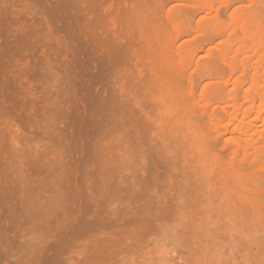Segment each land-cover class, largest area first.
I'll use <instances>...</instances> for the list:
<instances>
[{"label":"rangeland","instance_id":"obj_1","mask_svg":"<svg viewBox=\"0 0 264 264\" xmlns=\"http://www.w3.org/2000/svg\"><path fill=\"white\" fill-rule=\"evenodd\" d=\"M210 3L213 5L212 9L208 8V4L210 5ZM1 6L4 7L2 8ZM0 8L3 9V12H1L0 9V49H3L2 51L0 50V186L3 185L0 187V260H3V264H37L41 261V259L43 262L41 261L40 263L42 264H51L52 262L53 264H58V260L62 261L63 258V261L59 262L60 264H63L64 262L65 264H106V262L107 264H264V201H262V198H264V196L262 197V195H264V182L262 181L256 191L247 193L242 192L241 190L238 191V189L234 187L233 189L232 186H235V184L231 181V178L233 179V177H236L237 175L245 174L249 177L251 175L252 177L258 173H261V175L264 174V139L261 134L259 135V133H261V129H264V121L262 122V118H264V111H262V114L259 117L260 120L257 118V110L264 106V0H0ZM233 15L235 17H233ZM217 27L221 30V35H218L216 32L214 33V29ZM11 28L14 29L15 32ZM23 29H25V33L23 32ZM17 30H19V32ZM31 31L35 32L33 33ZM112 31H115V37ZM123 32H126L124 33L125 36L123 35ZM20 34H23L22 36L25 40ZM25 35L27 37L30 35V38L28 37L27 39ZM16 36L18 38H16ZM19 39L20 41H18ZM125 42L127 44L129 43L128 46ZM116 47L118 51L116 50ZM123 47L126 49L124 52ZM177 48L180 50L179 52L177 51ZM133 49L136 50V53ZM121 50L122 53L120 52ZM130 50L133 51L131 52ZM110 53L112 55H110ZM123 60L128 61L130 64L128 62H123ZM111 61H114L112 62L114 65H112ZM120 63L124 65L121 64V66ZM188 63H190V66L186 67L188 66ZM123 69L127 71L125 72ZM129 71H132L133 73ZM105 72L109 74H106ZM179 72L184 77L181 79L184 80L177 79V77H175L179 74ZM244 72L248 75L249 80V75L255 73L258 74V82H260L256 86H254V84H256L254 83L253 87H251L252 83L248 81L244 84L243 88L240 84H238L239 88L237 89L238 94L241 95L244 94L247 89L251 88L250 93L255 102L257 101L256 103H253L256 107L254 108L251 104L253 101L241 98V101L244 100L243 106L246 105L248 109L253 107L251 108V110H253L250 113V110L248 112L246 107H242L238 113L240 118L242 117L246 119L245 113H242V109L246 108L245 110L249 114L250 118L248 115L247 117L251 119L250 125L252 127H256V132H252L254 131V128H250L249 124H247L249 126L245 124L249 129L247 132L250 133L251 131V133L254 134H250L254 138H256V136L258 138H250L251 136L249 137V135L248 137L249 139H252V141L253 139L255 141L257 140L262 147L261 150L258 148H256V150L254 149L255 147L252 148L250 143L253 142L250 141L247 145H249L248 147L252 150V152L247 157L242 153L244 147L242 148V144L238 143L241 141L244 146L247 147L245 144L247 142V138L244 137H247V135H244L247 133L245 131L247 128L245 127V129H243L246 133H243L242 131V134L238 132L240 130L235 129V125H230L231 130L226 131L228 133L223 132L224 130L213 131L211 129L212 124L207 118L208 115L206 114L205 116L204 113V105L206 101L212 98L214 99L213 92L215 90V86L220 84L224 90L223 96H226L227 98V93L233 91L236 89L235 87H237L234 80L237 77L242 78ZM232 73L233 76L227 86H225L223 82H220L222 80L220 78L221 76L228 77ZM128 74H131L132 76H130L133 78H131ZM110 75L112 76L110 77ZM185 75H193L196 81L193 88L194 96L198 99L196 102L189 101L191 98L190 88H192V85H190L189 88V79L187 76L185 77ZM127 76L129 77L127 78ZM134 76H136V78ZM148 76L149 81L147 82L146 79ZM22 78L25 84L22 82ZM155 78L161 79L159 81V79L156 80ZM174 78L177 80V82L175 81V83L178 84L177 86L187 84L185 86L186 88H182L181 93L180 90H173L168 94L165 90L176 87V85H174ZM218 78H220V80ZM5 79L6 81H4ZM140 79L141 82H137L140 81ZM150 79L152 81L155 80V84L153 83L154 85L150 84L152 83ZM130 80L131 82H129ZM217 81L219 82L215 83ZM102 82L103 84H101ZM126 82H128L129 86ZM110 85H112L111 88ZM142 85L145 87H142ZM113 86L120 88L116 89L114 87L113 90ZM130 86L131 88L129 89ZM119 89L121 90L119 91ZM158 90H160V92ZM161 90L164 93H161ZM127 91L131 93L127 94ZM124 92L126 94H124ZM152 92L154 94H152ZM157 92H159L160 96ZM2 93L3 96H1ZM156 94H158V96ZM161 94H164L163 98H161ZM116 95L117 98L119 96L118 99L116 98ZM169 95L170 98H168ZM123 96L126 98H123ZM127 96L131 98H133L132 96H137V98H133L135 100L134 102L133 99H129ZM143 96H145V99ZM98 97L99 99H102L99 100ZM171 97L175 98L173 99ZM108 98L112 99V101L110 99L108 100ZM114 98H116V104ZM226 98L225 100L230 102V100ZM260 98H262V100ZM127 99H129V101H127ZM147 100L150 103L149 106ZM103 102L105 103L103 104ZM127 102L132 105L130 106ZM139 104H141V106ZM123 105L124 107H122ZM135 105L136 107H134ZM164 105L166 107H164ZM218 105L220 106L219 102H214L210 104L208 108L210 110L215 108L217 111H220L221 107ZM228 105L232 111L233 106L231 104ZM110 107L114 109L112 110ZM132 107H134V109ZM130 108H132L131 111ZM135 108H138L137 111L140 110L138 112L139 114ZM100 110H102L101 113L107 110L103 114L107 117L100 114L98 112ZM120 110L122 112H120ZM92 111H94V113H90ZM129 112H131L132 115ZM127 113L128 116L126 115ZM133 113L135 114L133 115ZM173 113L174 116H172ZM28 114H30V117H28ZM170 114L171 116H169ZM92 116L98 118V122L94 117L92 118ZM133 116L136 118L138 117V120H135L136 118H133ZM114 117L117 119H113ZM181 118H191L193 124L189 120L186 121V124L185 121L184 123H182V121H178V119ZM27 119H30L31 122ZM99 119L103 121L101 122ZM105 119H107V121ZM110 119L113 122L116 120L114 122L115 124H113ZM174 119L177 121H174ZM224 119L226 120V118ZM147 120H149L150 123ZM145 121H147L148 126ZM188 121L191 126L190 124L188 125ZM94 122L97 124L95 125ZM90 123L93 127L90 126ZM108 123H112L110 124V127ZM155 123H158V127ZM176 123L177 126L180 125L178 127L180 131L176 128ZM130 124L133 125L130 127ZM183 124L184 126L186 125L184 129H182L184 127ZM126 125L129 128H126ZM123 126H125V128ZM152 126L154 127L153 131H151ZM164 126H168L169 128ZM257 126L261 129H258ZM90 128H94L95 130H90ZM146 128L147 130H145ZM100 130H103L104 132H101ZM149 130L152 133H150ZM233 130H237V132ZM90 131L92 132L90 133ZM110 131L115 133L112 134ZM142 131H144V134L146 132V134L144 135ZM147 132L151 135V137ZM162 132H164L163 134L166 132L165 137H168L170 141L162 135ZM94 133L96 135H94ZM123 133H126L127 135ZM158 133L160 136L162 135V138L158 136ZM168 133L173 135L169 137L170 135ZM239 134H241V136ZM102 135H105V139L100 137ZM106 135L108 136L106 137ZM146 136H149L151 140L154 141L151 142V140H148L150 138H147ZM108 137L110 138L109 140ZM100 138L104 140L102 143ZM129 139L131 141H129ZM140 139L141 142L139 141ZM142 139L144 140L142 141ZM239 139L241 140L239 141ZM243 139L245 140V143ZM114 141L118 144L113 143ZM132 141L134 142L132 143ZM164 141L165 144L163 143ZM166 142L168 147H166ZM172 142H174V144ZM100 144L102 145L100 146ZM111 145H113V147ZM173 145L174 147H171ZM199 145L204 148H201ZM96 146L99 149H97ZM154 146L156 147V150ZM163 146H165L166 150ZM100 147L106 148L108 153L106 149H104L105 155L103 150V152L100 153ZM236 147L239 148L240 152L238 156L234 158L231 151L232 148ZM161 148L164 149L163 152L162 150H159ZM167 150L170 153H167ZM173 150L176 152H173ZM134 153L138 154H136L133 158V155L132 157L130 155ZM150 153H154L155 157ZM89 154H91V158H89ZM93 154L94 156H92ZM95 154H97V156ZM174 154L175 156H173ZM113 155H115V157ZM123 155L126 157V160L132 163V165L128 161L127 164ZM106 156H109L111 159L109 158L110 160H108V157ZM127 156H130L132 159L127 158ZM113 157L114 159L112 160ZM135 157L137 159H135ZM162 157L165 160L168 157L170 159L168 158L165 163V160H163ZM174 157L175 160L173 162L172 160ZM258 157V162L254 161L255 158ZM102 158L106 159L105 161L108 160L105 162L106 165L104 164ZM150 158L151 160L153 159L151 161L152 164L148 162L150 161ZM95 159L99 161L100 165L99 163L97 164L98 161ZM116 159L117 161L115 162L114 160ZM142 159H144L145 164ZM123 160L124 162L122 163ZM231 160L233 161L234 167L232 166L233 168L228 169V161L230 162ZM93 162H96V166ZM153 162L157 163H154V165ZM169 162H172L173 165ZM90 163L92 164V167ZM101 163L104 164V167H102ZM165 164H171L177 169L175 167H172L171 169L170 165L165 166ZM193 164L195 165L193 166ZM252 164H256L255 167ZM97 165L99 166V169L95 168L98 167ZM177 166L181 167L178 168ZM166 167L173 172H170ZM123 169L124 172L126 171L125 173L123 172ZM102 170H105L106 172L103 171L104 173H102ZM166 170L167 173H164ZM227 170L231 172L226 173ZM134 171L138 174L133 173ZM148 171H150L151 174ZM157 172H160L159 174L161 176L157 174ZM195 172L196 174H194ZM223 172H225V174ZM105 173L107 175H105ZM128 173H131L129 177H127ZM153 173L154 175L152 176ZM133 174L134 176L136 175L135 178H133ZM123 175H125V177H123ZM156 175H159L160 177L157 176L159 177L157 178ZM173 175H176V177H173ZM101 176L104 177V180ZM108 177H112L109 180L113 181H110L109 183V180L107 179ZM130 177L131 180L128 181V178ZM154 177L158 180V185L157 180ZM187 178H191L192 181L190 179V182H188L189 180ZM96 179L100 183H98ZM139 179H142L144 184L142 183V180L140 181ZM162 180L165 184L161 183L163 182ZM223 180L225 181L223 182ZM229 180L233 183V185L230 184ZM103 181L107 186L102 183ZM150 181L152 182L151 184ZM66 182L67 188L63 186ZM124 182L130 185L128 186ZM134 182L137 183V185H135ZM139 182H141V185H138L140 184ZM184 182L189 184L185 183V185ZM237 182L240 183L239 181ZM97 184H99V186ZM61 185L66 188V192L65 188H61ZM144 185L145 188H143ZM107 187L110 188L107 190ZM127 187L131 188L127 189ZM73 188H76L77 190ZM68 189L69 193H67ZM82 189L86 191V194H84L85 192ZM94 189L98 190L96 191L97 193ZM139 189H143L144 193H148V196L139 193ZM129 190L133 192L131 193ZM74 191L75 193H71ZM76 191L78 195L76 194ZM246 194L250 195L247 196ZM66 195H68V197H66ZM70 195L74 196L71 197ZM75 196L79 197L75 198ZM106 196L109 197V200H111H105L108 199ZM169 196L173 199L169 198ZM54 197H56V199ZM150 197H152L151 199L153 201ZM234 197L235 200H233ZM115 198L116 200H114ZM74 199L79 200L75 201ZM97 199L100 201L104 200L102 201L103 203L105 202L104 205L100 201L98 202ZM185 199H187V201H185ZM92 200H94V202H92ZM107 201H109L110 204L114 203L111 206ZM171 201L174 203L173 205H171ZM189 201L190 204H187L186 202ZM56 202L59 204L58 206H56ZM68 202L76 207V209L71 204H68ZM83 202L84 204L82 205ZM184 203H186L187 206ZM51 204H53V206ZM84 205L87 210L89 209V211L83 208L85 207ZM108 205L109 207H112V209L109 208ZM164 205H168L167 208L166 206L164 207ZM169 205L171 207L174 206L175 210L174 207H172V209ZM66 206L67 209H65ZM103 206L108 209V212L106 211V208H103ZM127 206L128 208H126ZM134 206L137 208L134 209ZM49 207L50 211H48ZM59 207L63 210L62 212L59 211ZM138 207L143 210H138ZM160 207L161 209H159ZM169 207L174 212H171ZM187 207L190 208L188 209ZM53 208L55 209L53 210ZM82 208L85 209L84 211L86 213ZM122 209H124L125 213ZM145 209H148L147 212L149 210H156L152 211L154 215H152L153 213L151 214L150 211L148 212L150 213V218L148 217L149 215ZM248 209H252V211H248ZM76 210L79 211L78 214L77 212L75 213ZM100 210L103 211L101 212L102 215L100 214ZM114 210H116V212L118 211L117 214H114V216L120 215V218L117 217V219H115L116 216L114 217L112 213ZM158 210H162L163 214L162 211ZM164 210H169L170 213L169 211ZM71 212H73L74 215L71 214ZM81 212H84V214L88 213V215H82ZM116 212L114 211V213ZM135 212L137 214H142L140 215L141 218L138 217L139 215L137 214H135L137 219L134 215L132 216ZM53 213L56 214L53 215ZM128 213H130L129 216H127ZM155 213H157V215ZM164 213L167 214L165 215ZM67 216H69V218ZM70 216L75 218L74 222L73 218ZM82 216L83 220L81 218L79 219L83 222H80L78 217ZM130 216L132 217L131 219L129 218ZM111 217L113 218V221L111 219L109 220ZM94 218L101 220L99 222L104 220L102 223H104L106 227H111L110 230L109 228H105L102 223L100 225L103 227L100 226L98 222L93 220ZM52 219H54L53 221L55 222H53ZM141 219L146 221L144 222ZM38 221H40L41 224ZM57 221L58 223L56 224ZM108 221L111 223H108ZM141 221L146 227L143 226ZM76 222L77 225L75 224ZM43 223H45L48 228L43 225ZM47 223L49 224L47 225ZM135 224L137 226H135ZM55 225L58 228L54 227ZM75 227L77 230H75ZM124 227H126L127 230H130L127 231L129 233L124 232L126 231ZM258 227L262 229H259L260 231H258ZM115 228L118 229L119 232ZM121 229H123V231H121ZM65 230L67 232H65ZM69 230L71 233L68 235V232H70ZM113 230H116L118 233ZM51 231H53L54 234H52ZM140 231H143V237V234ZM91 232H95V234ZM99 232L100 234H98ZM122 232L132 236L130 235L131 232V234L134 235L130 237V239H133L134 237V239L141 238V240L137 239L139 241L132 242L134 239L131 241L128 240L129 236L125 234L123 235ZM134 232L137 233L136 236ZM60 233H62L63 236H61L62 234ZM5 236L7 240L5 239ZM9 236L11 240L9 239ZM107 237L110 238L108 239ZM61 238L63 240H61ZM106 238L108 241H106ZM246 238L249 240H246ZM99 239L101 242L103 239L104 243H101ZM2 240L7 242L4 243ZM51 240L53 243H51ZM114 240H119L118 245H115ZM99 243L104 245H99ZM110 243L111 245L109 246L108 244ZM64 245L67 247L65 248ZM91 245L94 248L93 251H91ZM107 245L109 247H107ZM257 246L258 248L256 249ZM48 248H51L50 252L48 251ZM96 248H100L101 250L103 249L102 252L106 255L99 253L101 251L100 249L99 252H96ZM52 249H55V252L57 253H55ZM64 249H66V253L64 252ZM106 249L108 253H106ZM126 250H133V252L130 253ZM261 250L263 253H261ZM61 252L65 254L63 255ZM52 253L54 256L51 255ZM76 253L78 255H76ZM80 253H84V255L82 254L81 256ZM92 253L95 255L98 253L99 257L94 255L97 260L93 258ZM41 254H43L44 257H41L43 256ZM90 254H92V257H90L89 260L88 257ZM261 254L262 256H260ZM56 255L58 257H56ZM79 255L81 257H79ZM122 255L124 259L122 258ZM107 257L111 258L108 259ZM103 258L104 260H102ZM106 258L108 260H106ZM92 259H94V262L91 261ZM86 260L89 261V263H87ZM98 260L101 263L98 262ZM90 261L92 263H90Z\"/></svg>","mask_w":264,"mask_h":264},{"label":"bare ground","instance_id":"obj_2","mask_svg":"<svg viewBox=\"0 0 264 264\" xmlns=\"http://www.w3.org/2000/svg\"><path fill=\"white\" fill-rule=\"evenodd\" d=\"M2 1H3V0H2ZM4 1H5V0H4ZM12 1H13V0H12ZM2 3H7V2H2ZM6 5H7V4H6ZM208 6H209V7H208ZM208 6H207V7H208L209 9H212V8H213V5H212L211 3H210V5L208 4ZM1 7H2V6H1ZM3 7H4V6H3ZM3 7H2V8H3ZM6 7H7V6H6ZM6 7H5V8H6ZM8 8H10V7H8ZM14 8H15V7H14ZM0 9H1V8H0ZM214 9H215V8H214ZM2 10H3V9H1V12H3ZM4 10H5V9H4ZM207 10H208V9H207ZM5 12H6V11H5ZM8 12H9V11H8ZM6 13H7V12H6ZM12 13H13V12H12ZM210 13H211V12H210ZM0 15H1V14H0ZM7 16H8V15H7ZM12 16H13V15H12ZM1 17H3V16H1ZM233 17H235V16L233 15ZM9 19H10V18H9ZM6 22H7V21H6ZM12 22H13V21H12ZM42 22H43V21H42ZM10 24H12V23H10ZM13 25H14V24H13ZM25 25H26V24H25ZM110 25H112V24H110ZM0 26H1V25H0ZM6 26H7V25H6ZM30 26H31V25H30ZM46 27H47V26H46ZM6 28H8V27H6ZM6 28H4V29H6ZM12 28H13V27H12ZM12 28H11V29H12ZM15 28H16V27H15ZM224 28H225V27H224ZM0 29H1V28H0ZM6 30H8V29H6ZM12 30L15 32L14 29H12ZM20 30H22V29H20ZM24 30H25V29H23V32H24ZM27 30H28V29H27ZM222 30H223V28H222ZM10 31H11V30H10ZM17 31L19 32V30H17ZM220 31H221V30L219 29V27H217V28L214 29V33L216 32L218 35H219V34L221 35ZM224 31H225V30H224ZM0 32H1V31H0ZM31 32H33V31H31ZM34 32H35V31H34ZM34 32H33V33H34ZM44 32H45V31H44ZM114 32H115V31H114ZM114 32L112 31L113 35H114ZM128 32H129V31H128ZM24 33H25V32H24ZM124 33H126V32H123V35L125 36ZM225 33H226V32H225ZM2 34H3V32H2ZM2 34H1V35H2ZM11 34H12V33H11ZM14 34H16V33H14ZM26 34H27V33H26ZM28 34H29V33H28ZM9 35H10V34H9ZM17 35H18V34H17ZM20 35L22 36L23 34H20ZM126 35H127V34H126ZM10 36H11V35H10ZM14 36H15V35H14ZM25 36H26V35H25ZM29 36H30V35H29ZM29 36H28V37H29ZM2 37H3V36H2ZM12 37H13V36H12ZM22 37H23V36H22ZM22 37H21V38H22ZM26 37H27V36H26ZM28 37H27V39H28ZM114 37H115V35H114ZM114 37H113V38H114ZM16 38H18V37L16 36ZM19 38H20V36H19ZM29 38H30V37H29ZM23 39H24V37H23ZM27 39H26V40H27ZM111 39H112V37H111ZM11 40H12V39H11ZM16 40H17V39H16ZM24 40H25V39H24ZM4 41H5V40H4ZM18 41H20V39H19ZM112 41H113V40H112ZM116 41H117V40H116ZM15 42H16V41H15ZM30 42H32V41H30ZM39 42H40V41H39ZM120 42L123 43L122 41H120ZM7 43H8V42H7ZM26 43H27V42H26ZM42 43H44V42H42ZM42 43H41V44H42ZM114 43H115V42H114ZM125 43H126V42H125ZM14 44H15V43H14ZM14 44H13V45H14ZM23 44H24V42H23ZM98 44H99V43H98ZM119 44H120V43H119ZM126 44H127V43H126ZM128 44H129V43H128ZM128 44H127V46H128ZM2 45H3V43H2ZM5 45H6V43H5ZM9 45H10V44H9ZM9 45H8V46H9ZM99 45H100V44H99ZM115 45H116V44H115ZM117 45H118V44H117ZM121 45H122V44H121ZM16 46H17V45H16ZM18 46H20V45H18ZM41 46H42V45H41ZM125 46H126V45H125ZM9 47H10V46H9ZM120 47H121V46H120ZM131 47H133V46H131ZM16 48H17V47H16ZM99 48H100V47H99ZM101 48H102V47H101ZM111 48H113V47H111ZM111 48H110V49H111ZM125 48H127V47H125ZM8 49H9V48H8ZM20 49H21V48H20ZM32 49H33V48H32ZM177 49H178V48H177ZM0 50H1V49H0ZM2 50H3V49H2ZM2 50H1V51H2ZM9 50H10V49H9ZM13 50H14V49H13ZM28 50H29V49H28ZM30 50H31V49H30ZM108 50H109V49H108ZM116 50L118 51L117 47H116ZM124 50H126V49H124V47H123V52H124ZM133 50H134V49H133ZM133 50H132V51H133ZM5 51H6V50H5ZM17 51H18V50H17ZM110 51H111V50H110ZM127 51H129V50H127ZM127 51H126V54H127ZM130 51H131V50H130ZM132 51H131V52H132ZM134 51H135V53H136V50H134ZM177 51L179 52L180 50L178 49ZM12 52H13V51H12ZM15 52H16V49H15ZM23 52H24V51H23ZM111 52H112V51H111ZM120 52L122 53V50H121ZM178 52H177V53H178ZM1 53H2V52H1ZM7 53H8V52H7ZM31 53H32V52H31ZM116 53H117V52H116ZM129 54H130V53H129ZM174 54H175V53H174ZM3 55H4V54H3ZM8 55H9V54H8ZM30 55H31V54H30ZM108 55H109V54H108ZM110 55H112V54L110 53ZM113 55H114V54H113ZM115 55H116V54H115ZM118 55H120V54H118ZM9 56H10V55H9ZM13 56H14V55H13ZM23 56H24V54H23ZM102 56H103V55H102ZM106 56H107V55H106ZM132 56H133V55H132ZM11 57H12V56H11ZM16 57H17V56H16ZM107 58H109V57H107ZM121 58H122V57H121ZM32 59H33V58H32ZM129 59H130V58H129ZM129 59H128V61H129ZM3 60H4V59H3ZM7 60H8V59H7ZM97 60H98V59H97ZM1 61H2V60H1ZM114 61H115V60H114ZM114 61H111V63L114 62ZM120 61H121V60H120ZM128 61L123 60V62H126V63H127ZM172 61H173V59H172ZM7 62H8V61H7ZM118 62H119V60H118ZM121 62H122V61H121ZM169 62H170V61H169ZM128 63H129V62H128ZM5 64H6V63H5ZM10 64H11V63H10ZM121 64H122V63H120V65H121ZM129 64H130V63H129ZM129 64H127V65H129ZM169 64H170V63H169ZM173 64H174V62H173ZM19 65H20V64H19ZM108 65H109V64H108ZM110 65H111V64H110ZM112 65H114V64L112 63ZM122 65H124V64H122ZM122 65H121V66H122ZM131 65H132V64H131ZM131 65H130V66H131ZM5 66H6V65H5ZM117 66H118V65H117ZM121 66H120V67H121ZM143 66H144V65H143ZM189 66H190V63H188V66H186V67H189ZM115 67H116V66H115ZM131 67H133V66H131ZM131 67H130V68H131ZM103 68H104V67H103ZM105 68H106V67H105ZM122 68H123V67H122ZM126 68H127V67H126ZM126 68H124V69H126ZM6 69H7V68H6ZM21 69H22V68H21ZM124 69H123V70H124ZM119 70H120V68H119ZM119 70H118V71H119ZM105 71H106V69H105ZM116 71H117V70H116ZM120 71H121V70H120ZM124 71L126 72L127 70H124ZM124 71H123V72H124ZM132 71H133V69H132ZM132 71H129V72H132ZM125 72H124V73H125ZM105 73H106V72H105ZM112 73H113V72H112ZM119 73H121V72H119ZM124 73H123V74H124ZM132 73H133V72H132ZM132 73H131V74H132ZM173 73H174V72H173ZM4 74H5V73H4ZM106 74H109V73H106ZM113 74H114V73H113ZM126 74H127V73H126ZM131 74H130V75H131ZM1 75H3V74H1ZM124 75H125V74H124ZM128 75H129V74H128ZM130 75H129V76H130ZM134 75H135V74H134ZM136 75H137V74H136ZM20 76H21V75H20ZM104 76H105V75H104ZM106 76H107V75H106ZM111 76H112V75H110V77H111ZM129 76H127V78H128ZM131 76H132V75H131ZM131 76H130V77H131ZM138 76H139V75H138ZM143 76H144V75H143ZM149 76H150V75H149ZM149 76H148V78L146 77V78H147V79H146L147 82L149 81V80H148V79H149ZM157 76H158V75H157ZM170 76H171V75H170ZM186 76H187L188 79H189V83H190V84H189V88H190V85H192V88H190V97H191V98H190L189 101L196 102V101H198V99H196V96H194V90H193L196 81H195L193 75H189V76H188V75H185V77H186ZM232 76H233V73L230 74L228 77H226V76H225V77H224V76H221L220 78H221L222 80H221L220 82H223L224 85L227 86V85L230 83ZM11 77H12V76H11ZM134 77L136 78V76H134ZM160 77H162V76H160ZM175 77H177V79L184 78V77L181 75L180 72H179V74H177ZM244 77H245V78H244ZM249 77H250V80L248 79V75H247L245 72L243 73V77H242V78H244V79H242V78H240V77H237V78L234 80V83L236 84L237 87H235L236 89H234L233 91L227 93V98H226V96H223L224 90L222 89V87L220 86V84H217V85L215 86V88H214L215 90H214V92H213L214 99L212 98V99H210V100H207L206 103H205V105H204V113H205V116H206V114L208 115L207 118L209 119L208 121L212 124V128H211V129H212L213 131H218V130H219V131H222V130H224L223 132H226V131H228V130H231V129H230V128H231L230 125H235V126H234L235 129L240 130V131H238V132H240L241 134H242L243 129H245V127L247 128L245 131H246V132L249 131V129H248L247 126H249V125L251 124V119H249V118H250V117H249V114H248V113L246 112V110H245L246 108L248 109V107H246V105L243 106V101H244V100L242 99L243 101H241V98H244V99H247V100H251V101H253V102L250 101L252 105H253V103L255 102V100H254V98L252 97V95H251V93H250V89H251V88L247 89L246 92H245L244 94H241V95L238 94V92H237V89L239 88L238 84H240L241 87L243 88V87H244V84L247 83L248 81H250V82L252 83V86H251V87H253V84H254V83H256V84H254V86H256V85H258V84L260 83V82H258V80H259L258 74H256V73H255V74H251V75H249ZM13 78H14V77H13ZM15 78H16V77H15ZM17 78H18V77H17ZM19 78H21V77H19ZM103 78H105V77H103ZM125 78H126V77H125ZM131 78H133V77H131ZM131 78H129V79H131ZM137 78H138V77H137ZM140 78H141V77H140ZM142 78H143V77H142ZM220 78H218V79L220 80ZM101 79H102V77H101ZM155 79L158 80L159 78H155ZM160 79H161V78H160ZM160 79H159V81H160ZM7 80H8V79H7ZM127 80H128V79H127ZM134 80H135V79H134ZM138 80H139V79H138ZM150 80H151V79H150ZM153 80H154V79H153ZM181 80H184V79H181ZM186 80H187V78H186ZM4 81H6V79H5ZM108 81H111V80H108ZM112 81H113V80H112ZM143 81H144V80H143ZM143 81H142V82H143ZM175 81L177 82L176 78H174V85H176V87H174L173 89H172V88L167 89V90H165V92H167V93L169 94V92H172L173 90H176V91H179V90H180V93H181L182 88H186L185 86H186L187 84H184V85L181 84L182 86H177L178 84L175 83ZM22 82H23V78H22ZM100 82H101V81H100ZM129 82H131V80H130ZM134 82H135V81H134ZM137 82H141V79H140V81H137ZM151 82H152V83H150V84H152V85L155 84V80H154V81L151 80ZM156 82H158V81H156ZM218 82H219V81H217V82H215V83H218ZM23 83H24V82H23ZM106 83H107V82H106ZM109 83H110V82H109ZM126 83L128 84V82H126ZM132 83H133V80H132ZM153 83H154V84H153ZM215 83H214V84H215ZM24 84H25V83H24ZM101 84H103V82H102ZM110 84H111V83H110ZM112 84H114V83H112ZM130 84H131V83H130ZM138 84H140V83H138ZM143 84H144V83H143ZM150 84H149V85H150ZM135 85H136V83H135ZM146 85H147V84H146ZM209 85H210V84H209ZM212 85H213V84H212ZM0 86H1V85H0ZM111 86H112V85H110V88H111ZM116 86H117V85H116ZM128 86H129V84H128ZM131 86H132V85H131ZM131 86L129 87V89L131 88ZM143 86H144V85H142V87H143ZM114 87H115V86H113L112 89H113ZM144 87H145V86H144ZM146 87H148V86H146ZM149 87H150V86H149ZM115 88H116V87H115ZM117 88H120V87H117ZM117 88H116V89H117ZM138 88H139V87H138ZM140 88H141V87H140ZM160 88H163V87H160ZM2 89H3V87H2ZM126 89H127V88H126ZM165 89H166V88H165ZM0 90H1V89H0ZM113 90H114V89H113ZM120 90H121V89H119V91H120ZM163 90H164V89H163ZM143 91H144V89H143ZM148 91H149V90H148ZM158 91L160 92V90H158ZM4 92H5V90H4ZM4 92H3V93H4ZM127 92H128V91H127ZM159 92H157V93L159 94ZM162 92H163V91L161 90V93H162ZM174 92H175V91H174ZM3 93H2L1 96H3ZM130 93H131V92H128L127 94H130ZM138 93H140V92H138ZM141 93H142V92H141ZM163 93H164V92H163ZM4 94H6V93H4ZM115 94H116V93H115ZM118 94H119V93H118ZM124 94H126V93L124 92ZM152 94H154V93L152 92ZM158 94H156V95L158 96ZM175 94H176V92H175ZM109 95H111V94H109ZM109 95H108V96H109ZM121 95H122V94H121ZM131 95H132V94H131ZM131 95H129V96H131ZM133 95H134V94H133ZM161 95H162L161 98H163L164 94H161ZM173 95H174V94H173ZM211 95H212V94H211ZM129 96H127V97H129ZM159 96H160V94H159ZM174 96H175V95H174ZM5 97H6V96H5ZM111 97H113V96H111ZM132 97H133V98H135V97L137 98V96H132ZM148 97H149V96H148ZM148 97H147V98H148ZM150 97H151V95H150ZM175 97H176V96H175ZM175 97H171V98L174 99ZM203 97H204V96H203ZM100 98H101V97H100ZM106 98H107V97H106ZM116 98H117V95H116ZM116 98H114V101H115ZM118 98H119V96H118ZM118 98H117V99H118ZM123 98H126V97L123 96ZM130 98H131V97H129V99H130ZM133 98H131V99H133ZM143 98L145 99V96H143ZM147 98H146V99H147ZM153 98H154V97H153ZM168 98H170V95H169ZM225 98H226V99H229L231 103L228 102V101H226ZM96 99H97V98H96ZM98 99H99V97H98ZM101 99H102V98H101ZM101 99H99V100H101ZM109 99H110V98H108V100H109ZM129 99H127V101H129ZM164 99H165V98H164ZM260 99L262 100V98H260ZM105 100H107V99H105ZM110 100L112 101V99H110ZM124 100H125V99H124ZM133 100H134V99H133ZM138 100H139V99H138ZM148 100H150V99H148ZM148 100H147V101H148ZM0 101H1V100H0ZM139 101H140V100H139ZM141 101H142V99H141ZM153 101H154V99H153ZM132 102H133V101H132ZM134 102H135V100H134ZM160 102H161V101H160ZM214 102H219V103H220V106L218 105L219 107H221V110H220V111H219V110L217 111L215 108H213L212 110H210V109L208 108V106H210V104H212V103H214ZM256 102H257V101H256ZM256 102H255V103H256ZM99 103H100V102H99ZM101 103H102V102H101ZM104 103H105V102H103V104H104ZM109 103H110V102H109ZM109 103H108V104H109ZM127 103H128V102H127ZM148 103H149V101H148ZM158 103H159V101H158ZM162 103H163V102H162ZM1 104H2V103H1ZM92 104H93V103H92ZM97 104H98V103H97ZM106 104H107V103H106ZM112 104H113V103H112ZM115 104H116V101H115ZM115 104H114V105H115ZM128 104L130 105V103H128ZM142 104H143V103H142ZM146 104H147V103H146ZM228 104H231V105L233 106V110H232V111H231V109H230V107H229ZM261 104H262V101H261ZM94 105H95V103H94ZM100 105H101V104H100ZM124 105H125V104H124ZM124 105H123L122 107H124ZM131 105H132V104H131ZM131 105H130V106H131ZM139 105L141 106V104H139ZM149 105H150V103L148 104V106H149ZM151 105H152V104H151ZM161 105H162V104H161ZM254 105H255V104H254ZM254 105H253V106H254ZM107 106H108V105H107ZM125 106H126V105H125ZM130 106H128V107H130ZM142 106H144V105H142ZM250 106H251V105H250ZM250 106H249V107H250ZM0 107H1V106H0ZM90 107H91V106H90ZM96 107H97V106H96ZM112 107H113V106H112ZM114 107H115V106H114ZM134 107H136V105H135ZM134 107H132V108L134 109ZM138 107H139V106H138ZM164 107H166V106L164 105ZM242 107H243V108L246 107L245 109H242V110H243L242 113H245L246 116H245V115H244V116L246 117V119L249 117V118L247 119L248 121L250 120L249 122H248L246 119L242 118V117L240 118V115H238L239 110H241ZM263 107H264V106H263ZM263 107L260 108L261 110L259 109L260 111L257 110V113H258V117H257V118H258V120H260L259 117H260V115L262 114V111H264V110H263ZM2 108H3V107H2ZM2 108H1V109H2ZM98 108H99V107H98ZM104 108H105V107H104ZM107 108H108V107H107ZM110 108H111V107H110ZM132 108H130V111H131ZM139 108H140V107H139ZM142 108H143V107H142ZM251 108H253V107H251ZM251 108H249V109L247 110L248 112H249V110H250V113H251L252 110H253V109L251 110ZM254 108H256V107L254 106ZM3 109H5V108H3ZM96 109H97V108H96ZM111 109H112V108H111ZM113 109H114V108H113ZM113 109H112V110H113ZM115 109H116V108H115ZM120 109H121V107H120ZM128 109H129V108H128ZM135 109H136V108H135ZM137 109H138V108H137ZM137 109H136V111H137ZM8 110H10V109H8ZM92 110H93V109H92ZM116 110H117V109H116ZM122 110H123V109H122ZM126 110H127V109H126ZM101 111H102V110H100V111H98V112H99L100 114L103 115L104 112H106L107 110L104 111L103 113H101ZM108 111H109V109H108ZM114 111H115V110H114ZM127 111H129V110H127ZM139 111H140V110H139ZM139 111H137V113H138ZM164 111H166V110H164ZM168 111H169V110H168ZM170 111H171V110H170ZM255 111H256V110H255ZM19 112H20V111H19ZM95 112H96V111H95ZM98 112H97V113H98ZM120 112H122V111L120 110ZM125 112H126V111H125ZM90 113H94V111H92V112H90ZM129 113H131V112H129ZM149 113H150V112H149ZM152 113H154V112H152ZM155 113H156V112H155ZM166 113H167V112H166ZM170 113H171V112H170ZM6 114H7V113H6ZM17 114H18V113H17ZM105 114H107V113H105ZM119 114H120V113H119ZM134 114H135V113H133V115H134ZM138 114H139V113H138ZM143 114H144V113H143ZM171 114H172V113H171ZM171 114H170L169 116H171ZM240 114H241V113H240ZM7 115H8V114H7ZM19 115H21V114H19ZM108 115H109V114H108ZM126 115L128 116V113H127ZM126 115H125V116H126ZM131 115H132V113H131ZM149 115H150V114H149ZM247 115H248V117H247ZM8 116H9V115H8ZM95 116H96V114H95ZM103 116H104V115H103ZM103 116H102V117H103ZM105 116H106V115H105ZM105 116H104V117H105ZM113 116H114V114H113ZM113 116H112V117H113ZM143 116H144V115H143ZM156 116H157V115H156ZM172 116H174V113H173ZM242 116H243V114H242ZM28 117H30V114H28ZM93 117H94V116H92V118H93ZM97 117H98V116H97ZM106 117H107V116H106ZM110 117H111V116H110ZM119 117H120V116H119ZM150 117H151V115H150ZM153 117H155V116H153ZM261 117H262V116H261ZM94 118H95V117H94ZM133 118H136V117L133 116ZM137 118H138V117H137ZM137 118H136L135 120H138ZM224 118H226V120H225ZM95 119H96V121L98 120V118H95ZM108 119H109V117H108ZM111 119H112V118H111ZM111 119H110V121H111ZM113 119H117V118L114 117ZM120 119H121V117H120ZM144 119H145V118H144ZM147 119H148V118H147ZM149 119H150V118H149ZM172 119H173V118H172ZM262 119H263V120H262ZM262 119H261V120H262V122H263V121H264V118H262ZM27 120L30 121V119H27ZM103 120H104V118H103ZM103 120H102V121H103ZM105 120L107 121V119H105ZM135 120H134V121H135ZM141 120H142V119H141ZM187 120L191 121L192 119H191V118H181V119H178V121H182V123H184V121H185V124H186V121H187ZM96 121H95V122H96ZM99 121H101V120L99 119ZM102 121H101V122H102ZM115 121H116V120H115ZM115 121H114V122H115ZM125 121H126V120H125ZM131 121H132V118H131ZM147 121L149 122V120H147ZM147 121H145V123H146V125L148 126ZM174 121H177V120L174 119ZM174 121H172V122H174ZM189 121L187 122L188 125L190 124ZM30 122H31V121H30ZM90 122H92V121H90ZM95 122H94V124H95ZM97 122H98V121H97ZM111 122H113V121H111ZM114 122H113V124H115ZM128 122H129V121H128ZM140 122H141V121H140ZM161 122H162V120H161ZM163 122H164V121H163ZM252 122H253V121H252ZM149 123H150V122H149ZM191 123L193 124V121H191ZM92 124H93V123H92ZM96 124H97V123H96ZM96 124H95V125H96ZM103 124H104V122H103ZM105 124H106V123H105ZM110 124H112V123H110ZM110 124L108 123L109 127H110ZM125 124H126V123H125ZM133 124H134V123H133ZM133 124H130V127H131V125H133ZM151 124H152V123H151ZM153 124H154V123H153ZM157 124H158V123H157ZM157 124L155 123L156 126H157ZM169 124H170V122H169ZM245 124H246V125L249 124V125L246 126ZM47 125H48V124H47ZM95 125H94V126H95ZM122 125H123V124H122ZM155 125H153V126L156 127ZM159 125H160V124H159ZM175 125H176V128H177V129H178V127L180 126V125L177 126V123H176ZM255 125H256V124H255ZM257 125H258V124H257ZM263 125H264V124H263ZM90 126L93 127V126L91 125V123H90ZM100 126H101V125H100ZM102 126H103V125H102ZM126 126H127V125H126ZM153 126H152V130L150 129L151 131H153V128H154ZM183 126H184V124H183ZM190 126H191V124H190ZM190 126H188V127H190ZM259 126H260V125H259ZM259 126H257L258 129H261V128H259ZM261 126H262V125H261ZM105 127H106V125H105ZM123 127L125 128V126H123ZM145 127H146V126H145ZM149 127H150V126H149ZM157 127H158V126H157ZM164 127H166V126H164ZM167 127H168V126H167ZM167 127H166V128H167ZM172 127H173V126H172ZM185 127H186V125H185L182 129H184ZM193 127H194V126H193ZM196 127H197V126H196ZM95 128H96V127H95ZM111 128H112V127H111ZM111 128H110V129H111ZM114 128H116V127H114ZM124 128H123V129H124ZM126 128H129V127L127 126ZM147 128H148V127H147ZM147 128H146L145 130H147ZM168 128H169V127H168ZM173 128H174V127H173ZM180 128H181V127H180ZM250 128H254V131H252V132H256V131H255V130H256V129H255L256 127H252V126L250 125ZM91 129H94V128H90V130H91ZM101 129H102V128H101ZM123 129H122V130H123ZM158 129H159V128H158ZM170 129H171V128H170ZM174 129H175V128H174ZM193 129H194V128H193ZM94 130H95V129H94ZM97 130H98V129H97ZM112 130H113V129H112ZM145 130H144V131H145ZM150 130H149V132H150ZM163 130H164V129H163ZM167 130H168V129H167ZM178 130H179V129H178ZM178 130H177V131H178ZM237 130H233V131L237 132ZM100 131H101V130H100ZM102 131H103V130H102ZM102 131H101V132H102ZM107 131H108V130H107ZM118 131H119V130H118ZM126 131H127V130H126ZM130 131H131V130H130ZM144 131H142V133H143ZM173 131H174V130H173ZM179 131H180V130H179ZM245 131H243V133H246ZM91 132H92V131H90V133H91ZM103 132H104V131H103ZM113 132H114V131H113ZM116 132H117V131H116ZM156 132H158V131H156ZM260 132H261V133H259V135L261 134L262 138L264 139V129H261ZM110 133H112V132L110 131ZM114 133H115V132H114ZM114 133H112V134H114ZM126 133H127V132H126ZM126 133H123V134L127 135L128 133H127V134H126ZM131 133H132V131H131ZM135 133H136V131H135ZM147 133H148V132H147ZM150 133H152V132H150ZM160 133H161V132H160ZM163 133H164V132H162V135H164V137H165L166 132H165V134H163ZM226 133H228V132H226ZM226 133H225V134H226ZM247 133H248V132H247ZM247 133L244 134V135H247V137L244 136L245 138H247V139H246L247 142L245 143V140L243 139V140H244V143L246 144L247 147H245L244 144L240 141L241 139H239L240 142H238V143H241V144H242V148L244 147L242 153H243L246 157L249 156V155L251 154V152H252V150L248 147L249 145H247V143H250V141H252V139H249V137L251 136L250 138H254V137L252 136L254 133H251V131H250V133H251L252 135H251L250 133H248V134H247ZM69 134H70V133H69ZM97 134H98V132H97ZM105 134H106V133H105ZM143 134H144V133H143ZM143 134H142V135H143ZM145 134H146V132H145ZM145 134H144V135H145ZM148 134H149V133H148ZM154 134H156V133H154ZM168 134L170 135V133H168ZM241 134H239V135L241 136ZM92 135H93V133H92ZM94 135H96V134L94 133ZM133 135H134V134H133ZM136 135L138 136L137 133H136ZM136 135H134V136H136ZM142 135H141V137H142ZM149 135H150V134H149ZM162 135H161V136H162ZM169 135H168V136H169ZM172 135H173V134H171L169 137H171ZM211 135H212V134H211ZM248 135H249V137H248ZM259 135H258V136H259ZM104 136H105V135H104ZM104 136L102 135V136H100V137H103V138H104ZM107 136H108V135H106V137H107ZM111 136H112V135H111ZM131 136H132V134H131ZM155 136H157V135H155ZM155 136H154V137H155ZM158 136H160L159 133H158ZM158 136H157V137H158ZM161 136H160V137H161ZM200 136H201V135H200ZM109 137H110V136H109ZM109 137H108V140L110 139ZM146 137H147V136H146ZM148 137H149V136H148ZM148 137H147V138H148ZM150 137H151V135H150ZM150 137H149V138H150ZM164 137H163V138H164ZM142 138H143V137H142ZM155 138H156V137H155ZM158 138H159V137H158ZM161 138H162V137H161ZM165 138H166V137H165ZM167 138H168V137H167ZM167 138H166V139H167ZM179 138H180V137H179ZM201 138H202V137H201ZM242 138H243V135H242ZM257 138H258V137L256 136V138H254V139H257ZM100 139H101V138H100ZM104 139H105V138H104ZM124 139H125V138H124ZM130 139H132V138H130ZM130 139H129V141H131ZM134 139H135V138H134ZM152 139H153V138H152ZM156 139H157V138H156ZM156 139H155V140H156ZM168 139H169V138H168ZM174 139H175V138H174ZM174 139H173V140H174ZM254 139H253V141H252L253 143H250V145H252V148L255 147L254 149L258 148L259 150H261L262 147L260 146V144L258 143V141H257V140L255 141ZM95 140H98V139H95ZM111 140H112V139H111ZM114 140H115V139H114ZM143 140H144V139H142V141H143ZM148 140H151V138L148 139ZM157 140H158V139H157ZM157 140H156V141H157ZM162 140H163V139H162ZM93 141H94V139H93ZM93 141H92V142H93ZM100 141H101V143H102V141H104V140L101 139ZM112 141H113V140H112ZM112 141H111V143H112ZM124 141H125V140H124ZM135 141H136V140H135ZM137 141H138V140H137ZM139 141L141 142V139H140ZM152 141H154V140H151V142H152ZM159 141H161V140H159ZM159 141H158V142H159ZM165 141H166V140H165ZM165 141L163 142L164 144H165ZM169 141H170V139H169ZM171 141H172V140H171ZM174 141H175V140H174ZM176 141H177V140H176ZM178 141H179V140H178ZM254 141H255V142H254ZM92 142H91V144H92ZM98 142H99V141H98ZM98 142H95V143H98ZM115 142H116V141H114L113 143H115ZM126 142H127V141H126ZM126 142H124V143H126ZM133 142H134V141H132V143H133ZM151 142H149V143H151ZM259 142H260V141H259ZM99 143H100V142H99ZM129 143H131V142H129ZM129 143H127V144H129ZM149 143H148V144H149ZM156 143H157V142H156ZM172 143L174 144V142H172ZM172 143H170V144H172ZM103 144H104V143H103ZM115 144H118V143H115ZM137 144H138V143H137ZM151 144H152V143H151ZM153 144H154V143H153ZM160 144H161V143H160ZM177 144H178V143H177ZM258 144H259V145H258ZM93 145H94V144H93ZM95 145H97V144H95ZM101 145H102V144H100V146H101ZM120 145H124V144H120ZM120 145H118V146H120ZM131 145H132V144H131ZM167 145H168V144H167V142H166V147H168ZM263 145H264V144H263ZM90 146H92V145H90ZM104 146H105V145H104ZM111 146L113 147V145H111ZM150 146H152V145H150ZM159 146H161V145H159ZM199 146H200V145H199ZM96 147H97V146H96ZM122 147H123V146H122ZM125 147H126V146H125ZM128 147H129V146H128ZM171 147H174V145L171 146ZM200 147L202 148L203 146H200ZM91 148H94V147H91ZM106 148H107V146H106ZM106 148H104V147L101 148V147H100V149H101L100 153L103 152L104 149H106ZM123 148H124V147H123ZM126 148H127V147H126ZM154 148H155V150H156V147H155V146H154ZM157 148H158V147H157ZM163 148L165 149V146H163ZM203 148H204V147H203ZM97 149H99V148L97 147ZM124 149H125V148H124ZM127 149H129V148H127ZM164 149L161 148V149H159V150H162V152H163ZM167 149H170V148H167ZM72 150H73V149H72ZM102 150H103V151H102ZM112 150H113V149H112ZM112 150H111V151H112ZM131 150H132V149H131ZM135 150H136V149H135ZM165 150H166V149H165ZM256 150H257V149H256ZM259 150H258V151H259ZM90 151H91V150H90ZM106 151H107V149H106ZM120 151H121V149H120ZM132 151H133V150H132ZM136 151H137V150H136ZM263 151H264V149H263ZM112 152H113V151H112ZM124 152H125V151H124ZM129 152H130V151H129ZM168 152H169V151L167 150V153H168ZM173 152H176V151L173 150ZM173 152H172V153H173ZM225 152H226V151H225ZM231 152H232V156H234V158H236V157L238 156L240 150H239L238 147H236V148H232V151H231ZM253 152H254V151H253ZM259 152H260V151H259ZM261 152H262V151H261ZM92 153H93V152H92ZM98 153H99V151H98ZM107 153H108V151H107ZM107 153H106V154H107ZM113 153H114V152H113ZM113 153H112V154H113ZM138 153H139V152H138ZM138 153H134V154H131V155L129 154V155H130L131 157H132V155H133V158H134V156H136V154H138ZM154 153H155V152H154ZM154 153H153V154L150 153V154H151L152 156H154ZM157 153H158V152H157ZM167 153H166V154H167ZM169 153H170V152H169ZM177 153H178V152H177ZM177 153H176V154H177ZM89 155H90L89 158H91V154H89ZM95 155L97 156V154H95ZM104 155H105V151H104ZM115 155H116V154H115ZM115 155H113V156L115 157ZM141 155H142V154H141ZM147 155H148V154H147ZM151 155H150V156H151ZM92 156H94V154H93ZM99 156H100V154H99ZM130 156H129V157L127 156V158L132 159V158H130ZM137 156H140V155H137ZM157 156H158V155H157ZM173 156H175V154H174ZM176 156H177V155H176ZM106 157H108V160L111 159L109 156H106ZM106 157H105V158H106ZM114 157L112 158V160L114 159ZM116 157H117V156H116ZM123 157H124V159L126 158L124 155H123ZM154 157H155V156H154ZM84 158H85V157H84ZM109 158H110V159H109ZM117 158H118V157H117ZM138 158H139V157H138ZM148 158H149V157H148ZM151 158H152V157H151ZM151 158H150V161H148V162H150V163H151V161L153 160V159L151 160ZM162 158H163V157H162ZM166 158H167V157H166ZM168 158H169V157H168ZM168 158H167V159H168ZM172 158H173V157H172ZM102 159H103V158H102ZM106 159H107V158H106ZM106 159H103L104 164H105V162L108 161V160L105 161ZM135 159H137V158L135 157ZM167 159H166V160H167ZM169 159H170V158H169ZM189 159H190V158H189ZM193 159H194V158H193ZM193 159H192V160H193ZM232 159H233V157H232ZM95 160H96V159H95ZM112 160H111V162H112ZM125 160H126V159H125ZM142 160H143V162H144V164H145L144 159H142ZM154 160H155V159H154ZM161 160H162V159H161ZM163 160H165V159L163 158ZM166 160H165V163H166ZM174 160H175V157H174V159H173L172 161L174 162ZM192 160H191V162H192ZM258 160H259V157H258V158H255L254 161L258 162ZM90 161H91V160H90ZM96 161H98V160H96ZM103 161H102V162H103ZM114 161L116 162L117 159L114 160ZM127 161H128V160H126V162H127ZM135 161H136V160H135ZM139 161H140V160H139ZM156 161H157V160H156ZM193 161H194V160H193ZM202 161H203V160H202ZM65 162H66V160H65ZM123 162H124V160L122 161V163H123ZM128 162L130 163V161H128ZM128 162H127V164H128ZM133 162H134V161H133ZM141 162H142V161H141ZM141 162H140V164H141ZM189 162H190V161H189ZM196 162H197V161H196ZM208 162H209V161H208ZM66 163H67V162H66ZM93 163H94V162H93ZM95 163H96V162H95ZM95 163H94V164H95ZM98 163H99V161L97 162V164H98ZM109 163H110V162H109ZM109 163H108V164H109ZM134 163H135V162H134ZM136 163H137V161H136ZM154 163H157V162H153V164H154ZM167 163H168V162H167ZM169 163L172 164V162H169ZM203 163H204V162H203ZM205 163H206V162H205ZM46 164H47V163H46ZM64 164H65V163H64ZM101 164H102V167H104V164H103V163H101ZM108 164H107V165H108ZM110 164H112V163H110ZM130 164L132 165V163H130ZM130 164H129V165H130ZM137 164H138V163H137ZM151 164H152V163H151ZM161 164H162V163H161ZM161 164H160V165H161ZM171 164H169V165L171 166V169H172V167H175V166H172L173 164H172V165H171ZM175 164H176V163H175ZM195 164H197V163H195ZM195 164H193V166H194ZM198 164H200V163H198ZM228 164H229V168H228V169L234 167V166H233V161H232V160H231L230 162L228 161ZM47 165H48V164H47ZM62 165H63V164H62ZM90 165H91V167H92V164H91V163H90ZM99 165H100V163H99ZM105 165H106V164H105ZM142 165H143V163H142ZM149 165H150V164H149ZM149 165H148V166H149ZM154 165H155V164H154ZM154 165H153V166H154ZM166 165H168V164H165V166H166ZM169 165H168V166H169ZM252 165H254V164H252ZM255 165H256V164H255ZM255 165H254V167H255ZM95 166H96V164H95ZM97 166H98V165H97ZM109 166H110V165H109ZM109 166H108V167H109ZM134 166H135V165H134ZM139 166H141V165H139ZM168 166H167V167H168ZM232 166H233V167H232ZM62 167H63V166H62ZM106 167H107V166H106ZM131 167H133V166H131ZM137 167H138V165H137ZM150 167H152V166H150ZM150 167H149V169H150ZM159 167H160V166H159ZM167 167H166V168H167ZM177 167H178V166H177ZM180 167H181V166H179L178 168H180ZM95 168H98V169H99V166H98V167H95ZM125 168H126V167H125ZM135 168H136V167H135ZM154 168H155V167H154ZM175 168H176V167H175ZM191 168H192V167H191ZM225 168H227V167H225ZM263 168H264V167H263ZM60 169H61V168H60ZM101 169H103V168H101ZM106 169H108V168H106ZM126 169H127V168H126ZM130 169H131V168H130ZM159 169H160V168H159ZM159 169H158V170H159ZM167 169L169 170V168H167ZM176 169H177V168H176ZM52 170H53V169H52ZM95 170H96V169H95ZM132 170H135V169H132ZM146 170H147V169H146ZM151 170H152V168H151ZM151 170H150V171H151ZM158 170H155V171H158ZM173 170H174V168H173ZM231 170H232V169H231ZM233 170H234V169H233ZM58 171H59V170H58ZM63 171H64V170H63ZM103 171L106 172L105 170H102V173H104ZM137 171H138V170H137ZM150 171H148V172H150ZM155 171H154V172H155ZM169 171H170V170H169ZM185 171H186V170H185ZM192 171H193V170H192ZM196 171H197V170H196ZM199 171H200V170H199ZM223 171H224V170H223ZM55 172H56V170H55ZM85 172H86V171H85ZM96 172H97V170H96ZM123 172H124V169H123ZM125 172H126V171H125ZM125 172H124V173H125ZM161 172H162V171H161ZM170 172H173V171H170ZM193 172H194V171H193ZM197 172H198V171H197ZM230 172H231V171H230ZM230 172H229L228 170L226 171V173H230ZM260 172H262V171H260ZM32 173H33V171H32ZM40 173H41V172H40ZM66 173H67V171H66ZM94 173H95V172H94ZM100 173H101V171H100ZM124 173H123V174H124ZM131 173H132V172H131ZM131 173H128V176H127V177H129V176L131 175ZM133 173H135V171H134ZM136 173H137V172H136ZM136 173H135V174H136ZM159 173H160V172H159ZM159 173L157 172V174H159ZM162 173H163V172H162ZM164 173H167V170H166V172H164ZM164 173H163V174H164ZM223 173L225 174V172H223ZM223 173H222V175H223ZM257 173H258V172H257ZM263 173H264V172H263ZM53 174H54V173H53ZM59 174H60V172H59ZM63 174H65V173H63ZM63 174H62V175H63ZM67 174H68V173H67ZM137 174H138V173H137ZM148 174H149V173H148ZM150 174H151V172H150ZM155 174H156V173H155ZM192 174H193V173H192ZM194 174H196V172H195ZM62 175H61V176H62ZM101 175L104 176L103 174H101ZM105 175H107V174L105 173ZM121 175H122V173H121ZM153 175H154V173L152 174V176H153ZM159 175H160V174H159ZM159 175H156V177L159 176ZM171 175H172V174H171ZM187 175H188V174H187ZM187 175H186V176H187ZM262 175H263V177H262ZM262 175H261V173H258V174L253 175L254 177H253V176L251 177V175H250V177H249V176H247V175H245V174H244V175H237L236 177H233V179L231 178V181L235 184V186H232V188L234 187V188H237L238 191L241 190L242 192L252 193V192L256 191V190L259 188V186L261 185L262 181L264 182V174H262ZM42 176H43V175H42ZM85 176H86V175H85ZM94 176H96V175H94ZM99 176H100V175H99ZM102 176H101V177H102ZM135 176H136V175H135ZM135 176H134V174H133V178H135ZM137 176H138V175H137ZM149 176H150V175H149ZM160 176H161V175H160ZM160 176H159V177H160ZM165 176H166V175H165ZM181 176H182V175H181ZM184 176H185V175H184ZM193 176H194V175H193ZM219 176H220V175H219ZM223 176H224V175H223ZM39 177H40V176H39ZM86 177H87V176H86ZM97 177H98V176H97ZM105 177H107V176H105ZM123 177H125V175H123ZM150 177H151V176H150ZM150 177H149V178H150ZM159 177H157V178H159ZM173 177H176V175H175V176L173 175ZM188 177H190V176H188ZM48 178H49V177H48ZM58 178H59V176H58ZM63 178H64V177H63ZM103 178H104V177H102V179H103ZM110 178H112V177H110ZM110 178L108 177L107 179L109 180ZM142 178H143V176H142ZM146 178H147V177H146ZM146 178H145V179H146ZM151 178H152V177H151ZM154 178H155V177H154ZM165 178H166V177H165ZM177 178H178V177H177ZM183 178H184V177H183ZM226 178H227V177H226ZM99 179H100V178H99ZM102 179H101V180H102ZM136 179H137V177H136ZM155 179H156V178H155ZM162 179H163V175H162ZM187 179H188L189 181H188V180H186V181L190 182V179H191V178H187ZM221 179H222V177H221ZM223 179H225V178H223ZM229 179H230V178H229ZM45 180H46V179H45ZM59 180H60V179H59ZM63 180H65V179H63ZM68 180H69V179H68ZM83 180H85V179H83ZM96 180H97V179H96ZM103 180H104V179H103ZM105 180H106V178H105ZM121 180H122V179H121ZM130 180H131V177L128 178V181H130ZM132 180H133V179H132ZM139 180L141 181L142 179H139ZM139 180H137V181H139ZM153 180H154V179H153ZM156 180H157V179H156ZM164 180H165V179H164ZM184 180H185V179H184ZM184 180H183V181H184ZM31 181H32V180H31ZM60 181H61V180H60ZM66 181H67V179H66ZM69 181H70V180H69ZM110 181H113V180H109V183H110ZM122 181H124V180H122ZM133 181H135V180H133ZM137 181H136V182H137ZM146 181H147V180H146ZM162 181H163V180H162ZM166 181H167V180H166ZM166 181H165V182H166ZM183 181H182V183H183ZM191 181H192V179H191ZM224 181H225V180H223V182H224ZM226 181H227V180H226ZM229 181H230V180H229ZM231 181H230V184L233 185V183H231ZM237 181H239L240 183H238ZM42 182H43V181H42ZM61 182H62V181H61ZM63 182H64V181H63ZM97 182H98V180H97ZM106 182H107V181H106ZM125 182H126V181H125ZM125 182H124V183H125ZM131 182H132V181H131ZM1 183H2V182H1ZM71 183H73V182H71ZM71 183H70V186H71ZM98 183H100V182H98ZM102 183L105 184L104 181H103ZM124 183H122V184H124ZM134 183H135V182H134ZM139 183H140V184H138V185H141V182H139ZM142 183H143V180H142ZM146 183H147V182H146ZM148 183H149V181H148ZM151 183H152V182L150 181V184H151ZM161 183H164V181L161 182ZM161 183H159V184H161ZM185 183H186V182H184V184H185ZM8 184H9V183H8ZM50 184H51V183H50ZM66 184H67V182H66L64 185H63V183H62V185L65 186V187L67 188ZM114 184H115V183H114ZM125 184H127V183H125ZM125 184H124V185H125ZM143 184H144V183H143ZM164 184H165V183H164ZM186 184H189V183H186ZM186 184H185V185H186ZM228 184H229V183H228ZM230 184H229V185H230ZM29 185H30V184H29ZM31 185H33V184H31ZM62 185H61V188L63 187ZM83 185H84V184H83ZM97 185L99 186V184H97ZM101 185H102V184H101ZM101 185H100V186H101ZM105 185H106V184H105ZM127 185H128V184H127ZM129 185H130V184H129ZM129 185H128V186H129ZM132 185H133V184H132ZM135 185H137V183H135ZM157 185H158V180H157ZM161 185H163V184H161ZM262 185H263V184H262ZM2 186H3V185H2ZM2 186H0V187H2ZM85 186H86V185H85ZM85 186H84V187H85ZM102 186H103V185H102ZM102 186H101V187H102ZM106 186H107V185H106ZM182 186H183V185H182ZM5 187H6V186H5ZM65 187H63V188H65ZM74 187H75V186H74ZM124 187H126V186H124ZM132 187H133V186H132ZM139 187H140V186H139ZM183 187H184V186H183ZM186 187H187V186H186ZM195 187H196V186H195ZM66 188H65V192L67 191ZM69 188H70V187H69ZM94 188H95V187H94ZM108 188H110V187H107V190H108ZM111 188H112V187H111ZM129 188H131V187H129ZM129 188L127 187V189H129ZM134 188H135V187H134ZM143 188H145V185H144ZM147 188H148V187H147ZM162 188H163V186H162ZM162 188H161V189H162ZM184 188H185V187H184ZM234 188H233V189H234ZM3 189H4V188H3ZM73 189L77 190L76 188H73ZM80 189H81V188H80ZM96 189H98V188H96ZM125 189H126V188H125ZM136 189H137V188H136ZM228 189H229V188H228ZM11 190H12V189H11ZM61 190H64V189H61ZM82 190L84 191V189H82ZM82 190H81V191H82ZM99 190H100V189H99ZM133 190H134V189H133ZM139 190H140V189H139ZM141 190H142V192H141ZM141 190H140L139 193H141L142 195H143V194H144V195H147V194H148V193H147V194L144 193L143 189H141ZM198 190H199V189H198ZM94 191L96 192V191H98V190H95V189H94ZM129 191H131V190H129ZM146 191H147V190H146ZM241 191H240V192H241ZM9 192H10V191H9ZM78 192H79V191H78ZM84 192H85L84 194H86V191H84ZM132 192H133V191H131V193H132ZM136 192H137V191H136ZM163 192H164V189H163ZM62 193H64V192H62ZM67 193H69V189H68V192H67ZM71 193H75V191H74V192H71ZM96 193H97V192H96ZM125 193H126V191H125ZM137 193H138V192H137ZM139 193H138V194H139ZM175 193H177V192H175ZM175 193H174V194H175ZM183 193H184V192H183ZM56 194H57V193H56ZM76 194L78 195L77 191H76ZM80 194H82V193H80ZM162 194H163V193H162ZM174 194H173V195H174ZM253 194H254V193H253ZM58 195H59V194H58ZM74 195H75V194H74ZM74 195H73V196H74ZM88 195H89V194H88ZM93 195H94V194H93ZM126 195H128V194H126ZM173 195H172V196H173ZM229 195H230V194H229ZM246 195L249 196L250 194H246ZM60 196H61V195H60ZM70 196H71V195H70ZM70 196H69V198H70ZM73 196H71V197H73ZM100 196H101V195H100ZM102 196H103V195H102ZM136 196H137V195H136ZM147 196H148V195H147ZM149 196H150V195H149ZM151 196H152V195H151ZM158 196H159V195H158ZM160 196H161V194H160ZM181 196H182V195H181ZM247 196H246V197H247ZM263 196H264V195H262V197H263ZM64 197H65V196H64ZM66 197H68V195H66ZM76 197H77V196H75V198H76ZM78 197H79V196H78ZM78 197H77V198H78ZM84 197H85V195H84ZM84 197H83V198H84ZM89 197H91V196H89ZM106 197H107V196H106ZM129 197H130V196H129ZM131 197H132V194H131ZM152 197H154V196H152ZM152 197H150V199H151ZM182 197H183V196H182ZM182 197H181V200H182ZM231 197H232V194H231ZM231 197H230V198H231ZM2 198H3V197H2ZM4 198H5V197H4ZM54 198L56 199V197H54ZM60 198H61V197H60ZM69 198H68V199H69ZM94 198H95V197H94ZM103 198H104V196H103ZM107 198H108V199H105V200H109V197H107ZM133 198H134V197H133ZM136 198H138V197H136ZM146 198H147V197H146ZM159 198H160V197H159ZM169 198H172V197L169 196ZM175 198H177V197H175ZM179 198H180V196H179ZM55 199H54V200H55ZM63 199H64V198H63ZM63 199H62V200H63ZM71 199H72V198H71ZM79 199H80V198H79ZM79 199H77V200H79ZM129 199H130V198H129ZM139 199H140V198H139ZM144 199H145V197H144ZM144 199H143V200H144ZM172 199H173V198H172ZM231 199H232V198H231ZM245 199H246V198H245ZM260 199H261V198H260ZM23 200H24V199H23ZM65 200H66V199H65ZM69 200H70V199H69ZM74 200H75V199H74ZM77 200H75V201H77ZM97 200H98V199H97ZM110 200H111V199H110ZM110 200H109V201H110ZM114 200H116V198H115ZM114 200H113V201H114ZM127 200H128V199H127ZM136 200H137V199H136ZM140 200H142V199H140ZM148 200H149V199H148ZM151 200H152V199H151ZM157 200H159V199H157ZM157 200H156V201H157ZM177 200H178V199H177ZM233 200H235V197H234ZM255 200H256V199H255ZM63 201H64V200H63ZM75 201H72V202H75ZM83 201H85V200H83ZM99 201H100V200H98V202H99ZM102 201H104V200H102ZM102 201H100V202L103 203ZM109 201H107V202H109ZM152 201H153V200H152ZM159 201H160V200H159ZM161 201H162V200H161ZM169 201H170V200H169ZM185 201H187V199H185ZM236 201H237V200H236ZM249 201H250V200H249ZM251 201H253V200H251ZM262 201H264V198H262ZM3 202H4V200H3ZM50 202H51V201H50ZM59 202H60V201H59ZM92 202H94V200H92ZM95 202H96V201H95ZM124 202H126V201H124ZM128 202H129V200H128ZM133 202H134V200H133ZM136 202H137V201H136ZM183 202H184V200H183ZM255 202H256V201H255ZM257 202H258V201H257ZM15 203H16V202H15ZM53 203H54V202H53ZM56 203H57V202H56ZM63 203H64V202H63ZM104 203H105V202H104ZM104 203H103V205H104ZM113 203H114V202H113ZM113 203H112V204H113ZM130 203H131V202H130ZM138 203H139V201H138ZM142 203H143V202H142ZM142 203H141V204H142ZM145 203H146V202H145ZM147 203H148V202H147ZM158 203H161V202H158ZM177 203H178V201H177ZM186 203H187V204H190V201H189V202H186ZM186 203H184V204L187 206ZM262 203H263V202H262ZM68 204H71V203L68 202ZM68 204H67V206H68ZM76 204H77V203H76ZM83 204H84V202L82 203V205H83ZM107 204H108V203H107ZM112 204H110V202H109V205L112 206ZM131 204H132V203H131ZM131 204H130V205H131ZM143 204H144V203H143ZM162 204H163V203H162ZM173 204H174V203H172V201H171V205H173ZM180 204H181V203H180ZM263 204H264V203H263ZM5 205H6V204H5ZM51 205L53 206V204H51ZM58 205H59V204L57 203L56 206H58ZM62 205H63V204H62ZM71 205H72V204H71ZM82 205H81V207H82ZM100 205H101V204H100ZM109 205H108V207H109ZM139 205H140V204H139ZM139 205H138V206H139ZM148 205H149V204H148ZM157 205H158V204H157ZM182 205H183V203H182ZM182 205H181V206H182ZM241 205H242V204H241ZM244 205H245V204H244ZM247 205H249V204H247ZM48 206H49V205H48ZM48 206H47V208H48ZM54 206H55V205H54ZM67 206H66L65 209H67ZM72 206H73V205H72ZM84 206H85V205H84ZM106 206H107V205H106ZM128 206H129V203H128ZM128 206H127L126 208H128ZM131 206H133V205H131ZM131 206H130V207H131ZM144 206H145V205H144ZM144 206H143V207H144ZM149 206H150V205H149ZM159 206H161V205H159ZM165 206H166V205H164V207H165ZM167 206H168V205H167ZM167 206H166V208H167ZM169 206H170V205H169ZM178 206H179V205H178ZM188 206H189V205H188ZM50 207H51V206H50ZM50 207H49V210H48V211H50ZM62 207H63V206H62ZM62 207H61V208H62ZM64 207H65V206H64ZM69 207H70V206H69ZM73 207H74V206H73ZM73 207H72V208H73ZM77 207H78V206H77ZM99 207H100V206H99ZM99 207H98V209H99ZM150 207H151V206H150ZM170 207H171V206H170ZM170 207H169V208H170ZM172 207H174V206H172ZM172 207H171V208H172ZM244 207H246V206H244ZM55 208H56V207H55ZM55 208H53V210H54ZM74 208L76 209V207H74ZM83 208L86 209V206L83 207ZM83 208H82V209H83ZM88 208H89V207H88ZM103 208L105 209L106 207L103 206ZM109 208L112 209V207H109ZM126 208H124V209H126ZM131 208H132V207H131ZM133 208L136 209L137 207L134 206ZM146 208H147V205H146ZM166 208H165V209H166ZM171 208H170V209H171ZM182 208H183V206H182ZM187 208L189 209L190 207H187ZM51 209H52V207H51ZM59 209H60V207H59ZM62 209H63V208H62ZM75 209H74V210H75ZM85 209H83V211H84ZM113 209H114V208H113ZM124 209H122L123 212H124ZM156 209H157V208H156ZM156 209H155V210H156ZM159 209H161V207H160ZM172 209H173V208H172ZM172 209H171V212H174V211H172ZM184 209H185V208H184ZM245 209H247V208H245ZM261 209H262V208H261ZM32 210H33V209H32ZM35 210H36V209H35ZM53 210H52V211H53ZM86 210H87V209H86ZM102 210H103V209H102ZM107 210H108V209L106 208V211H107ZM127 210H128V209H127ZM129 210H130V209H129ZM131 210H132V209H131ZM138 210L141 211V210H143V209H139V207H138ZM138 210H137V213H138ZM147 210H148V209H147ZM147 210L145 209L146 212H147ZM150 210H151V208H150ZM150 210H149V211H150ZM155 210H152V211H155ZM174 210H175V207H174ZM180 210H181V209H180ZM182 210H183V209H182ZM249 210L252 211V209H248V211H249ZM46 211H47V210H46ZM57 211H58V210H57ZM59 211L62 212L63 210L60 209ZM64 211H65V210H64ZM87 211H89V209H88ZM91 211H92V209H91ZM110 211H112V210H110ZM114 211L116 212V210H114ZM114 211L112 212V213H113V216H114V214H117V212H118V211H117L116 213H114ZM120 211H121V210H120ZM125 211H126V210H125ZM149 211H148V212H149ZM152 211H150L151 214L153 213ZM158 211H162V210H158ZM164 211H169V210H164ZM33 212H35V211H33ZM76 212H77V214H78L79 211L76 210L75 213H76ZM84 212H85V211H84ZM84 212H83V213L81 212L82 215L84 214ZM94 212H96V211H94ZM101 212H103V211L100 210V214H101ZM107 212H108V211H107ZM126 212H127V211H126ZM128 212H129V211H128ZM148 212H147V213H148ZM15 213H16V212H15ZM56 213H57V212H56ZM56 213H55V214H56ZM59 213H60V212H59ZM85 213H86V212H85ZM89 213H90V212H89ZM112 213H111V215H112ZM120 213H121V212H120ZM124 213H125V212H124ZM130 213H131V212H130ZM130 213H128L127 216H129ZM137 213L135 212L134 214H132V216L134 215L136 219H137V217H136L135 214H137ZM159 213H161V212H159ZM169 213H170V211H169ZM249 213H250V212H249ZM32 214H33V213H32ZM37 214H38V212H37ZM55 214L53 213V215H55ZM57 214H58V213H57ZM61 214H62V213H61ZM71 214L74 215L73 212H71ZM71 214H68V215H71ZM93 214H96V213H93ZM100 214H99V216H100ZM106 214H107V213H106ZM106 214H105V215H106ZM149 214H150V213H148V215H149ZM155 214L157 215V213H155ZM162 214H163V211H162ZM164 214H165V213H164ZM166 214H167V213H166ZM166 214H165V215H166ZM3 215H4V214H3ZM34 215H36V214H34ZM38 215H39V214H38ZM49 215L51 216L50 213H49ZM73 215H72V216H73ZM84 215L86 216V215H88V213H87V214H84ZM101 215H102V214H101ZM103 215H104V214H103ZM111 215H110V216H111ZM137 215H139L138 217H140V215H142V214L139 213V214H137ZM143 215H144V211H143ZM148 215H147V216H148ZM152 215H154V213H153ZM152 215H151V216H152ZM165 215H164V216H165ZM253 215H254V214H253ZM4 216H5V215H4ZM10 216H11V215H10ZM12 216H13V215H12ZM20 216H21V215H20ZM28 216H29V215H28ZM28 216H27V218H28ZM62 216H63V215H62ZM62 216H61V217H62ZM72 216H70V217L73 218L74 216H73V217H72ZM108 216H109V215H108ZM108 216H107V217H108ZM115 216H116V215H115ZM115 216H114V217H115ZM162 216H163V215H162ZM18 217H19V216H18ZM35 217H36V216H35ZM37 217H38V216H37ZM58 217H59V216H58ZM65 217H66V216H65ZM67 217L69 218V216H67ZM94 217H95V216H94ZM104 217H106V216H104ZM117 217L120 218V215H119V216H116L115 219H117ZM145 217H146V214H145ZM145 217H144V218H145ZM148 217H150V215H149ZM7 218H8V217H7ZM32 218H34V217H32ZM38 218H39V217H38ZM48 218H49V217H48ZM59 218H60V217H59ZM71 218H70V219H71ZM79 218L82 219L83 216H82V217H78V219H79ZM86 218H87V217H86ZM97 218H98V217H97ZM97 218H96V219L94 218L93 220L96 221V222H98L99 225H100L104 220H102V222H99V221H101V220H99V219L97 220ZM102 218H103V217H102ZM129 218L131 219L132 217L130 216ZM135 218H134V221H135ZM140 218H141V217H140ZM150 218H151V217H150ZM18 219H19V218H18ZM20 219H21V218H20ZM25 219H26V218H25ZM49 219H50V218H49ZM57 219H58V218H57ZM57 219H56V220H57ZM65 219H66V218H65ZM74 219H75V218H73V222H74ZM106 219H107V218H106ZM110 219L112 220L113 218L111 217V218H109V220H110ZM115 219H114V220H115ZM9 220H10V219H9ZM27 220H28V219H27ZM29 220H30V219H29ZM38 220H40V219H38ZM53 220H54V219H52V221H53ZM66 220H67V219H66ZM82 220H83V219H82ZM82 220L80 221V219H79L80 222H83ZM132 220H133V219H132ZM141 220L144 221V219H141ZM147 220H148V219H147ZM24 221H25V220H24ZM30 221H32V220H30ZM33 221H34V220H33ZM36 221H37V218H36ZM47 221H48V220H47ZM50 221H51V220H50ZM50 221H49V222H50ZM52 221H51V222H52ZM59 221H60V219H59ZM63 221H64V220H63ZM71 221H72V220H71ZM112 221H113V220H112ZM118 221H119V220H118ZM139 221H140V220H139ZM142 221H141V223L143 224V226H145V224H144ZM145 221H146V220H145ZM145 221H144V222H145ZM148 221H149V220H148ZM27 222H28V221H27ZM38 222L40 223V221H38ZM53 222H55V221H53ZM68 222H69V220H68ZM77 222H78V221H77ZM77 222L75 223L76 225H77ZM80 222H79V223H80ZM84 222H85V221H84ZM105 222H106V220H105ZM136 222H137V221H136ZM262 222H263V221H262ZM33 223H34V222H33ZM57 223H58V221L56 222V224H57ZM62 223H63V222H62ZM65 223H66V222H65ZM69 223H70V222H69ZM91 223L93 224L92 221H91ZM108 223H111V222L108 221ZM122 223H123V221H122ZM134 223H135V222H134ZM139 223H140V222H139ZM40 224H41V223H40ZM48 224H49V223H47V225H48ZM73 224H74V223H73ZM75 224H74V226H75ZM95 224H97V223H95ZM102 224L104 225V223H102ZM116 224H117V223H116ZM116 224H115V225H116ZM119 224H120V223H119ZM137 224H138V223H137ZM259 224H260V223H259ZM4 225H5V224H4ZM33 225H34V224H33ZM43 225H45V223H43ZM60 225H61V224H60ZM64 225H66V224H64ZM82 225H83V224H82ZM87 225H88V224H87ZM97 225H98V224H97ZM106 225H107V224H106ZM109 225H110V224H109ZM115 225H114V226H115ZM251 225H253V224H251ZM29 226H30V225H29ZM40 226H41V225H40ZM45 226H46V225H45ZM50 226H51V225H50ZM94 226H95V225H94ZM100 226H102V225H100ZM126 226H127V225H126ZM135 226H137V225L135 224ZM256 226H257V225H256ZM256 226H255V227H256ZM259 226H260V225H259ZM263 226H264V225H263ZM15 227H16V226H15ZM34 227H35V226H34ZM41 227H42V226H41ZM46 227L48 228V226H46ZM51 227H52V226H51ZM51 227H49V228H51ZM54 227H57V226L55 225ZM60 227H61V226H60ZM65 227H66V226H65ZM79 227H81V226H79ZM79 227H78V228H79ZM90 227H91V226H90ZM102 227H103V226H102ZM104 227H105V228H109V227H106L105 225H104ZM112 227H113V224H112ZM119 227H120V226H119ZM129 227H130V226H129ZM145 227H146V226H145ZM145 227H144V228H145ZM260 227H261V226H260ZM260 227H258V229H257L258 231H260L259 229H262V228H260ZM20 228H21V227H20ZM29 228H30V227H29ZM57 228H58V227H57ZM62 228H63V226H62ZM91 228H92V227H91ZM99 228H100V227H99ZM110 228H111V227H110ZM110 228H109V230H110ZM117 228H118V227H117ZM124 228L126 229V231H124L125 233H126L127 231H130V230H127L126 227H124ZM124 228H123V229H124ZM131 228H132V226H131ZM131 228H130V229H131ZM136 228H137V227H136ZM140 228H141V227H140ZM54 229H55V228H54ZM64 229H65V228H64ZM64 229H63V230H64ZM66 229H67V227H66ZM82 229H83V228H82ZM115 229H116V228H115ZM123 229H121V231H123ZM142 229H143V228H142ZM253 229H254V228H253ZM56 230H58V229H56ZM75 230H77L76 227H75ZM99 230H100V229H99ZM99 230H98V231H99ZM116 230L118 231V229H116ZM116 230H115V231H116ZM254 230H255V229H254ZM254 230H253V231H254ZM69 231H70V230H69ZM96 231H97V230H96ZM100 231H101V230H100ZM113 231H114V230H113ZM113 231H112V233H113ZM115 231H114V232H115ZM117 231H116V233L119 232V231H118V232H117ZM121 231H120V232H121ZM134 231H135V230H134ZM144 231H145V230H144ZM55 232H56V231H55ZM65 232H67V231L65 230ZM108 232H110V231H108ZM124 232H122L123 235L125 234ZM131 232H132V231H131ZM131 232H130V235L133 236L134 234H131ZM135 232H136V231H135ZM135 232H134V233H135ZM140 232L142 233L143 231H140ZM51 233L54 234L53 231H51ZM69 233H71V231L68 232V235H69ZM91 233H93V232H91ZM102 233H103V232H102ZM105 233H106V232H105ZM127 233H129V232H127ZM141 233H140V234H141ZM242 233H243V232H242ZM247 233H248V231H247ZM255 233H256V232H255ZM263 233H264V232H263ZM5 234H6V233H5ZM56 234H58V233H56ZM60 234H62V233H60ZM60 234H59V236H60ZM65 234H66V233H65ZM65 234H64V235H65ZM73 234H74V232H73ZM73 234H72V235H73ZM79 234H81V233H79ZM93 234H95V232H94ZM98 234H100V232H99ZM103 234H104V233H103ZM103 234H102V235H103ZM109 234H111V233H109ZM120 234H121V233H120ZM120 234H119V235H120ZM142 234H143V233H142ZM145 234H147V233H145ZM68 235H67V236H68ZM74 235H75V234H74ZM74 235H73V236H74ZM90 235H91V234H90ZM125 235H127V234H125ZM136 235H137V233H135V236H136ZM246 235H247V234H246ZM50 236H51V235H50ZM53 236H56V235H53ZM61 236H63V234H62ZM70 236H71V235H70ZM103 236H104V235H103ZM127 236H129V234H128ZM132 236H129V239H128V238H126V239H128V240L131 241V240L134 239V237H133V239H132V238L130 239V237H132ZM143 236H144V234L142 235V237H143ZM145 236H146V235H145ZM248 236H249V234H248ZM51 237H52V236H51ZM64 237H65V236H64ZM78 237H79V236H78ZM78 237H77V239H78ZM83 237H84V236H83ZM105 237H106V236H105ZM120 237H121V236H120ZM7 238H8V236H7ZM12 238H13V237H12ZM56 238H57V237H56ZM66 238H68V237H66ZM73 238H74V237H73ZM102 238H104V237H102ZM107 238H108V237H107ZM107 238H106V241H108ZM109 238H110V237H109ZM109 238H108V239H109ZM260 238H261V237H260ZM5 239H6V236H5ZM9 239H10V236H9ZM9 239H8V240H9ZM14 239H15V238H14ZM45 239H46V238H45ZM64 239H65V238H64ZM89 239H90V238H89ZM100 239H101V238H100ZM100 239H99V241L101 242ZM126 239H124V240H126ZM137 239H140V240H141V238H136V239H134L132 242L139 241V240H137ZM145 239H146V238H145ZM247 239H248V238H246V240H247ZM249 239H250V237H249ZM249 239H248V240H249ZM6 240H7V239H6ZM10 240H11V239H10ZM61 240H63V239L61 238ZM65 240H67V239H65ZM70 240H72V239H70ZM70 240H69V241H70ZM75 240H76V239H75ZM79 240H80V239H79ZM97 240H98V238H97ZM116 240H117V239H116ZM121 240H122V239H121ZM121 240H120V242H121ZM143 240H144V239H143ZM246 240H245V241H246ZM255 240H256V239H255ZM263 240H264V239H263ZM51 241H52V240H51ZM77 241H78V240H77ZM81 241H82V240H81ZM88 241H89V240H88ZM104 241H105V239H104ZM110 241H111V240H110ZM130 241H129V242H130ZM251 241H252V240H251ZM257 241H258V240H257ZM2 242H4V240H2ZM6 242H7V241H6ZM6 242H4V243H6ZM9 242H10V241H9ZM62 242H63V241H62ZM62 242H60V243H62ZM64 242H65V241H64ZM66 242H67V241H66ZM86 242H87V241H86ZM90 242H91V241H90ZM94 242H95V241H94ZM97 242H98V241H97ZM112 242H113V241H112ZM112 242H111V243H112ZM114 242H115V245H118L119 240H118V241H115V240H114ZM116 242H117V244H116ZM124 242H125V241H124ZM132 242H131V243H132ZM142 242H143V241H142ZM247 242H249V241H247ZM4 243H3V244H4ZM51 243H53V241H52ZM67 243H68V242H67ZM70 243H71V242H70ZM101 243H104V242H103V239H102V242H101ZM111 243L108 244V245L110 246ZM125 243H126V242H125ZM8 244H9V243H8ZM8 244H6V245H8ZM48 244H49V243H48ZM62 244H64V243H62ZM72 244H73V243H72ZM112 244H114V243H112ZM133 244H134V243H133ZM250 244H251V243H250ZM51 245H52V244H51ZM66 245H67V244H66ZM68 245H69V244H68ZM80 245H81V244H80ZM99 245H102V244L99 243ZM99 245H98V247H99ZM103 245H104V244H103ZM103 245H102V246H103ZM108 245H107V247H109ZM127 245H128V244H127ZM135 245H136V243H135ZM64 246H65V245H64ZM71 246H72V245H71ZM73 246H74V244H73ZM102 246H101V247H102ZM119 246H121V245H119ZM131 246H132V245H131ZM140 246H141V245H140ZM51 247H52V246H51ZM66 247H67V246H65V248H66ZM94 247H95V246H94ZM104 247H105V246H104ZM116 247H117V246H116ZM135 247H136V246H135ZM43 248H44V247H43ZM45 248H46V247H45ZM53 248H54V246H53ZM102 248H103V247H102ZM257 248H258V246L256 247V249H257ZM263 248H264V247H263ZM48 249H49V248H48ZM67 249H68V248H67ZM81 249H82V248H81ZM91 249H92V250H91ZM91 249H90L91 251H93V249H94V248L92 247V245H91ZM96 249H97V248H96ZM96 249H95V250H96ZM99 249H100V248H99ZM99 249H97L98 251L96 250V252H99ZM44 250H45V249H44ZM50 250H51V248H50L48 251L50 252ZM52 250L55 252V249H52ZM65 250H66V249H64V252H65ZM100 250H101V249H100ZM134 250H135V249H134ZM4 251H5V250H4ZM46 251H47V250H46ZM68 251H69V250H68ZM72 251H73V250H72ZM85 251H86V250H85ZM91 251H89V252H91ZM102 251H103V249H102L99 253L104 254ZM114 251H115V250H114ZM126 251H129V250H126ZM261 251H262V250H261ZM69 252H70V251H69ZM80 252H82V251H80ZM129 252L132 253L133 250H132V251H129ZM129 252H128V253H129ZM254 252H256V251H254ZM47 253H48V252H47ZM55 253H57V252H55ZM61 253H63V252H61ZM65 253H66V252H65ZM65 253H63V255H64ZM78 253H79V252H78ZM106 253H108V252H107V249H106ZM258 253H259V252H258ZM261 253H263V251H262ZM5 254H6V253H5ZM49 254H50V253H49ZM49 254H48V255H49ZM72 254H73V252H72ZM82 254L84 255V253H82ZM82 254L80 253L81 256H82ZM85 254H86V253H85ZM92 254H93V253H92ZM92 254H90V256L88 257L89 260H90V257H92V256H93V258H95V257H94L95 254H93V255H92ZM96 254H97V255H95V256H98V253H96ZM102 254H101V255H102ZM112 254H113V253H112ZM253 254H255V253H253ZM41 255H43V254H41ZM51 255H53V253H52ZM63 255H62V256H63ZM76 255H78V254L76 253ZM80 255H79V257H81ZM91 255H92V256H91ZM99 255H100V254H99ZM104 255H106V254H104ZM0 256H1V255H0ZM4 256H5V255H4ZM49 256H50V255H49ZM53 256H54V255H53ZM58 256H59V253H58ZM58 256L56 255V257H58ZM102 256H103V255H102ZM102 256H100V257H102ZM260 256H262V254H261ZM39 257H40V256H39ZM41 257H44V255L41 256ZM50 257H51V256H50ZM60 257H61V256H60ZM85 257H87V256H85ZM98 257H99V256H98ZM103 257H105V256H103ZM246 257H247V256H246ZM255 257H257V256H255ZM3 258H4V257H3ZM37 258H38V257H37ZM62 258H63V257H62ZM62 258H60V259H62ZM83 258H84V257H83ZM107 258H108V257H107ZM107 258H106V260L110 259L111 257H109L108 259H107ZM122 258H123V255H122ZM243 258H244V257H243ZM252 258H253V257H252ZM252 258H250V259H252ZM257 258H258V257H257ZM257 258H256V259H257ZM4 259H5V258H4ZM35 259H36V258H35ZM38 259H39V258H38ZM46 259H48V258H46ZM46 259H45V260H46ZM57 259H58V258H57ZM63 259H64V258H63ZM63 259H62V261H63ZM66 259H67V258H66ZM95 259L97 260V258H95ZM123 259H124V258H123ZM123 259H122V260H123ZM253 259H254V258H253ZM261 259H262V257H261ZM48 260H49V259H48ZM52 260H54V259H52ZM55 260H56V259H55ZM93 260H94V259H92L91 261H93ZM100 260H101V258H100ZM102 260H104V258H103ZM263 260H264V259H263ZM0 261H1V260H0ZM38 261H39V260H38ZM41 261H42V259H41ZM41 261H40V262H41ZM60 261H61V260H60ZM60 261L58 260V264H60V263H59ZM62 261H61V262H62ZM64 261H65V260H64ZM86 261H87V260H86ZM91 261H90V263H92ZM124 261H125V260H124ZM2 262H3V260H2L0 263H2ZM40 262H39V263H40ZM42 262H43V261H42ZM46 262H47V260H46ZM46 262H44V263H46ZM50 262H51V261H50ZM55 262H56V261H55ZM93 262H94V261H93ZM98 262H100V261L98 260ZM109 262H110V261H109ZM117 262H118V261H117ZM257 262H258V261H257ZM261 262H263V261H261ZM39 263H37V264H39ZM48 263H49V261H48ZM66 263H67V262H66ZM87 263H89V261H87ZM100 263H101V262H100ZM103 263H104V262H103ZM112 263H113V262H112ZM114 263H115V262H114ZM119 263H120V262H119ZM263 263H264V262H263ZM2 264H3V263H2ZM31 264H34V263H31ZM40 264H42V263H40ZM51 264H53V262H52ZM56 264H57V263H56ZM63 264H65V262H64ZM106 264H107V262H106ZM261 264H262V263H261Z\"/></svg>","mask_w":264,"mask_h":264}]
</instances>
